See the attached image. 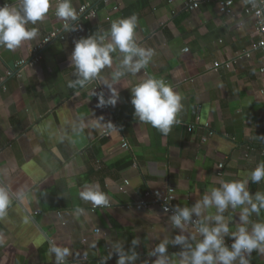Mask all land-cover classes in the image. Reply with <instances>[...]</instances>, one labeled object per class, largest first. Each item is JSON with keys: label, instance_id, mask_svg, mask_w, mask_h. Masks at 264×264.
<instances>
[{"label": "crops", "instance_id": "obj_1", "mask_svg": "<svg viewBox=\"0 0 264 264\" xmlns=\"http://www.w3.org/2000/svg\"><path fill=\"white\" fill-rule=\"evenodd\" d=\"M218 1L200 0L199 9L189 12L183 0H114L110 6L71 0L75 10L88 4L96 11L83 23L84 37L106 35L112 22L135 15L138 46L154 50L144 69L126 73L113 85L120 99L108 110L90 98L93 82L68 88L75 79L69 32L64 41L44 48L38 64L6 75L60 28L56 0H50L42 21L26 26L39 30L34 40L15 50L0 47V188L10 200L7 215L0 218V264H56L52 245L68 250L63 264H116L117 247L127 255L137 253L125 264H155L157 257L149 253L165 240L167 264H180L186 249L172 241L184 235L194 245L191 237H201L191 221L206 222L215 208L193 215L181 230L159 208L133 206L148 189L170 187L174 209L192 207L210 189L243 180L264 163V74L259 72L264 52L256 49L254 19L243 13L246 0H232L230 17L218 13ZM4 5L18 6L19 0H0ZM247 52L250 58L237 59ZM112 56V66L97 79L106 99L104 81L111 83V74L123 70L122 54ZM149 77L164 80L182 97L178 122L167 135L133 116L130 91ZM109 122L115 129L106 128ZM124 180L128 186L119 192ZM93 185L107 195V206L93 210L80 198ZM248 187L253 194L264 193V180ZM240 212L229 208L223 214L230 232L237 230ZM254 222H264V210L250 216L249 230ZM133 239L139 241L134 248ZM250 264H264V250L253 251Z\"/></svg>", "mask_w": 264, "mask_h": 264}, {"label": "clouds", "instance_id": "obj_2", "mask_svg": "<svg viewBox=\"0 0 264 264\" xmlns=\"http://www.w3.org/2000/svg\"><path fill=\"white\" fill-rule=\"evenodd\" d=\"M50 9V0H19L18 6H0V47L15 50L24 41L34 40L38 36V29H28V24L35 25L42 21ZM55 15L65 21L66 32L77 31L78 14L73 8L71 0H57ZM137 17L135 15L114 21L106 35H89L74 41L70 55V62L74 67L75 79L68 81V88H84L89 83L97 80L105 68H110L113 63L112 54H122L120 67L111 74V83L104 81L109 90V96L104 98L103 92L97 95V107H115L120 99L118 90L113 85L126 73L137 74L144 69L152 57L154 50L138 46L135 40ZM107 41V42H105ZM131 104L133 116L139 122L149 124L164 135H167L174 123H177V114L182 109V97L178 92L166 84L164 80L149 77L132 87ZM102 119V117H101ZM106 128L111 130L115 126L109 122ZM264 180V163L258 164L243 180L225 181L219 187L210 189L192 207H175L174 214L170 217L174 227L183 230L193 215L199 217L206 210L215 208L214 215L205 216V221L197 227L201 239L194 245L188 242L184 235H177L172 241L175 245L182 246L185 251L180 253V264H250L253 251L264 250V222L251 223L250 216L254 213L260 215L264 210V193L249 191V183L259 184ZM80 198L91 202L93 207L107 206L109 198L100 191L98 185L86 186L80 193ZM9 195L5 189L0 188V218L7 215ZM241 208L239 224L235 232H230L224 213L229 209ZM167 207L164 208L166 212ZM82 212L83 209L77 208ZM207 221H211L209 224ZM225 237L231 238V244L226 245ZM133 248L139 243L132 240ZM165 240L160 243L149 255L156 256L155 264H167V245ZM119 258L116 264H125V261H135L137 253L132 250L130 255L117 247ZM50 254H55L56 264H63L68 255L66 248L52 245Z\"/></svg>", "mask_w": 264, "mask_h": 264}, {"label": "built area", "instance_id": "obj_3", "mask_svg": "<svg viewBox=\"0 0 264 264\" xmlns=\"http://www.w3.org/2000/svg\"><path fill=\"white\" fill-rule=\"evenodd\" d=\"M97 1L103 6H110L114 0H97ZM183 2L185 9L189 12H194L198 10L201 5L200 0H183ZM216 6H217V11L220 15L226 17H230L233 15L232 0H219L216 3ZM113 9L117 10V7L113 6ZM76 12L78 14V19L73 23H75L78 26V30L69 32L73 36L74 41L84 37V25H83L84 21L87 19L94 18L96 14L95 9L90 8L88 4L78 7ZM243 13L247 16H251L254 19L255 28H256L255 30L258 36L256 49L264 52V0H246V7L244 8ZM64 23L65 21H62L60 28L53 29L41 41L36 43V45L31 51L30 58L16 64L14 66V69L9 70L6 75L10 77L13 75L14 71L20 68H24L28 65L38 64L42 59L41 53L44 50V48H46V46H48L51 42L55 40L64 41L66 39V31L64 30ZM250 56H251L250 52L249 53L247 52L243 55L238 56L237 59H244V58L248 59L250 58ZM225 65L228 67L230 64L227 63ZM219 66L220 64L214 65L215 68H218ZM259 72L261 74H264V66L260 68ZM93 83L94 85L90 94V98L93 100H97V95H93V92L97 94L103 92L104 94V90L98 80L93 81ZM104 98L106 99L105 94H104ZM103 108L105 110L109 109L108 106ZM192 130H193V126L188 127V131H192ZM122 147L126 149L127 144L124 142ZM222 171H223V165L220 164L217 167V175L220 176ZM126 186H128V181L124 180L123 187L119 188V192H124ZM175 199H176L175 192L170 187L164 189H155V190L148 189L147 193L145 194V198L140 200L138 203H136L133 206V208H135L136 210H141L143 208L157 207L160 209V211L163 214H166L167 216L171 217L174 214L173 202L175 201ZM165 207H167L168 209L166 212L164 211ZM94 209L96 208L94 207L93 210ZM191 224L194 226V228L197 231V227L200 225L198 220H192ZM98 232H99L98 230L94 231L95 234H97ZM231 242L232 241L225 240L226 245L230 246Z\"/></svg>", "mask_w": 264, "mask_h": 264}]
</instances>
